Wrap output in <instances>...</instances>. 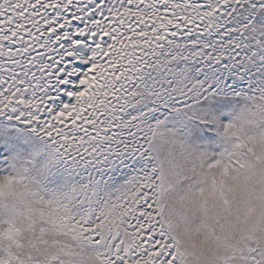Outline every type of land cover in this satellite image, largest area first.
Segmentation results:
<instances>
[{
  "label": "snow or ice",
  "instance_id": "1",
  "mask_svg": "<svg viewBox=\"0 0 264 264\" xmlns=\"http://www.w3.org/2000/svg\"><path fill=\"white\" fill-rule=\"evenodd\" d=\"M0 264H264V0H0Z\"/></svg>",
  "mask_w": 264,
  "mask_h": 264
}]
</instances>
